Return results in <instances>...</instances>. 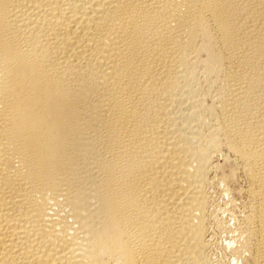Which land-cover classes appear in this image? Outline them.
<instances>
[{
	"label": "bare ground",
	"instance_id": "bare-ground-1",
	"mask_svg": "<svg viewBox=\"0 0 264 264\" xmlns=\"http://www.w3.org/2000/svg\"><path fill=\"white\" fill-rule=\"evenodd\" d=\"M0 264H264V0H0Z\"/></svg>",
	"mask_w": 264,
	"mask_h": 264
}]
</instances>
